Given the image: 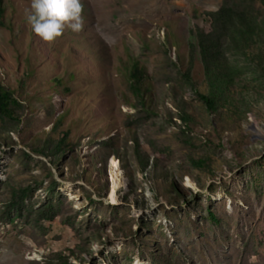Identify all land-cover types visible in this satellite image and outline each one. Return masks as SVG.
<instances>
[{"label": "rangeland", "instance_id": "374dc122", "mask_svg": "<svg viewBox=\"0 0 264 264\" xmlns=\"http://www.w3.org/2000/svg\"><path fill=\"white\" fill-rule=\"evenodd\" d=\"M222 1L80 0L81 29L52 41L30 0L0 1L20 103L0 115V264H264V74L233 55L214 107L201 96L195 31Z\"/></svg>", "mask_w": 264, "mask_h": 264}, {"label": "trees", "instance_id": "16d2710c", "mask_svg": "<svg viewBox=\"0 0 264 264\" xmlns=\"http://www.w3.org/2000/svg\"><path fill=\"white\" fill-rule=\"evenodd\" d=\"M263 3L264 0H223L219 8L206 13L209 30L196 29L197 47L206 82L214 88L210 94L201 93L209 107H214L219 89L231 84L238 73L231 56L246 57L264 74V14L258 6ZM2 13L0 5V17ZM128 72L132 94L144 103L149 91L146 70L134 60ZM18 104L12 92L0 83V115L16 118Z\"/></svg>", "mask_w": 264, "mask_h": 264}, {"label": "clouds", "instance_id": "9594fccd", "mask_svg": "<svg viewBox=\"0 0 264 264\" xmlns=\"http://www.w3.org/2000/svg\"><path fill=\"white\" fill-rule=\"evenodd\" d=\"M80 0H30L26 23L44 41L59 37L65 27L78 32L82 27Z\"/></svg>", "mask_w": 264, "mask_h": 264}, {"label": "bare ground", "instance_id": "6f19581e", "mask_svg": "<svg viewBox=\"0 0 264 264\" xmlns=\"http://www.w3.org/2000/svg\"><path fill=\"white\" fill-rule=\"evenodd\" d=\"M114 176H115V177H114V179H113V187H115L116 185L118 186V183H117V180H118V178H117L118 173H116Z\"/></svg>", "mask_w": 264, "mask_h": 264}]
</instances>
